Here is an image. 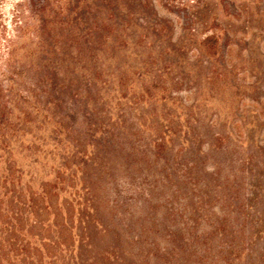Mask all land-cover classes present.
<instances>
[{
	"label": "rangeland",
	"instance_id": "374dc122",
	"mask_svg": "<svg viewBox=\"0 0 264 264\" xmlns=\"http://www.w3.org/2000/svg\"><path fill=\"white\" fill-rule=\"evenodd\" d=\"M148 2L54 77L0 34V264H264V0Z\"/></svg>",
	"mask_w": 264,
	"mask_h": 264
},
{
	"label": "trees",
	"instance_id": "16d2710c",
	"mask_svg": "<svg viewBox=\"0 0 264 264\" xmlns=\"http://www.w3.org/2000/svg\"><path fill=\"white\" fill-rule=\"evenodd\" d=\"M22 4L23 7L20 9ZM49 4L50 3L45 0H36L34 2L32 0H27L26 4L23 0H20V3L14 2V5L19 9H15V12L10 15L9 21L12 20V27L9 28L10 33L5 32L10 25L0 23V34L3 43L2 51L5 62L4 66H9L12 62L13 51L15 49L14 38H25L23 35L29 31V29L30 31L26 35L28 43H30L29 40H34L36 48L43 53L44 57L39 59V64L44 63V68H48L47 75L49 77H54L56 74L55 69L50 67L56 62L57 50L60 49L57 47V27L59 31L64 26L71 27L69 39L67 36H65V39L69 44L68 49H73L69 52L75 51V56L85 48H92L93 51H97L103 44H108L107 42L109 41H113L114 43L111 48L119 49L120 43L121 45L126 43L125 30L127 26L130 25L131 17L135 12L139 14L144 13V9L149 2L148 0H65L62 1L61 6L58 7L55 5L49 6ZM197 7L196 4L195 8ZM10 8L13 9L12 5H10ZM27 12H29L30 16L34 19L32 26L24 19V14ZM196 12L197 10L191 12V18H196ZM60 16H63V19H61ZM70 21L73 23L72 25H68ZM192 21L194 20L192 19ZM212 22L213 19L209 22V29L214 25ZM199 23L201 26L206 25L205 21ZM79 25H82V30L80 31L78 30ZM163 29L164 28L159 27L157 30L160 31ZM91 34H95L96 36V38L87 41L88 44H93L92 46H88L85 42L87 46H80L77 44L81 38L83 39V35L90 37ZM216 38L214 32L205 38L208 48L213 46ZM19 46L24 47V44L22 43ZM46 56H50V58L46 59ZM45 69L43 75H45ZM9 104L10 101L0 102L1 130H4L8 125V110L5 105Z\"/></svg>",
	"mask_w": 264,
	"mask_h": 264
}]
</instances>
